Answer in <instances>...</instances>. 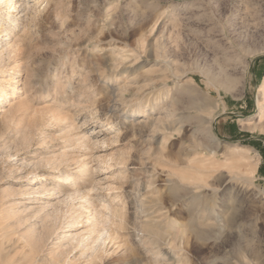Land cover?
I'll return each mask as SVG.
<instances>
[{
	"label": "rangeland",
	"instance_id": "obj_1",
	"mask_svg": "<svg viewBox=\"0 0 264 264\" xmlns=\"http://www.w3.org/2000/svg\"><path fill=\"white\" fill-rule=\"evenodd\" d=\"M5 1L0 264H264V0Z\"/></svg>",
	"mask_w": 264,
	"mask_h": 264
},
{
	"label": "bare ground",
	"instance_id": "obj_2",
	"mask_svg": "<svg viewBox=\"0 0 264 264\" xmlns=\"http://www.w3.org/2000/svg\"><path fill=\"white\" fill-rule=\"evenodd\" d=\"M23 1L24 2L22 3V5L25 4V2L28 1V0H23ZM5 2L6 3L4 5L7 7L6 10H5V16L10 17L11 15H13V14H11L12 13V10L15 9V7L18 5L19 2H22V1H19L18 0L17 1L18 3H17V2H14L13 0H6ZM7 17H4V18L7 19ZM7 35H9V32H6V34L4 36H7ZM11 70H12V67H10L9 65H6V63H3V62L0 61V76L4 72H10ZM16 80H17L16 77H10V78H7L6 80L0 79V100H1L2 96L5 94V88H6L5 85L12 86L14 84L19 83V81H16ZM262 86H264V85H262ZM144 115H145V113L143 111H140V110H132L130 112V117L131 118H138V117H142ZM201 119H202V125L210 124L209 123L210 121L208 120L209 118L203 117ZM179 120H181V118H179ZM209 126H211V124ZM102 163L105 166V168H111L112 167V164L111 163H106V162H102ZM81 167H82V169L79 172L81 174H84V173L86 174L88 172L86 165H82Z\"/></svg>",
	"mask_w": 264,
	"mask_h": 264
}]
</instances>
